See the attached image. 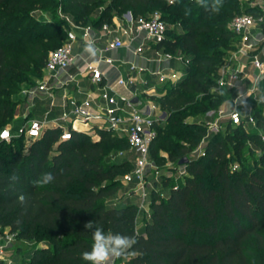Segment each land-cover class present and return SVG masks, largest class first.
<instances>
[{
	"label": "trees",
	"instance_id": "obj_1",
	"mask_svg": "<svg viewBox=\"0 0 264 264\" xmlns=\"http://www.w3.org/2000/svg\"><path fill=\"white\" fill-rule=\"evenodd\" d=\"M239 3L0 0V129L17 124L19 105L26 99L23 89L37 83L49 51L67 37L69 23L61 17L37 16L40 8L56 12L60 7L76 22L96 27L111 23L125 10L135 17L159 10L168 22L182 26L169 28L159 46L181 49L190 62L185 75L165 82L164 92L156 97L167 113L166 131L178 138L163 140L161 119L151 143V154L158 161L162 159L159 143L178 164L188 156L183 163L186 172L167 196L152 190L142 229H138L137 203H107L133 166L128 159L110 162L107 155L117 143L129 149L127 138L101 129L98 139L77 130L71 138L60 139L62 128L48 125L30 143L23 137L0 142V225L8 226L17 238L34 242L28 256L11 262L0 258V264H90L82 259L93 242L92 231L84 227L89 221L105 233L135 236L137 243L129 254L116 258L114 264H264V107L254 108V128L229 123L230 133L215 132L205 142V154L189 156L207 129L187 118L218 108L232 91L218 84L219 70L228 63L226 55L240 39L229 22L238 13H254L251 7L241 9ZM246 147L252 153L256 147L262 151L252 163L232 169L231 162L242 159ZM49 172L53 181L37 185ZM42 240L46 243L40 245Z\"/></svg>",
	"mask_w": 264,
	"mask_h": 264
},
{
	"label": "built area",
	"instance_id": "obj_2",
	"mask_svg": "<svg viewBox=\"0 0 264 264\" xmlns=\"http://www.w3.org/2000/svg\"><path fill=\"white\" fill-rule=\"evenodd\" d=\"M245 1L251 7L259 8V13L257 15L252 12L238 13L230 20L229 27L240 37L239 51L249 53L254 46V29L260 22L264 21V0ZM114 18L113 22H106L101 27L106 33L110 31L117 33L107 48L127 45L133 48L135 54L139 55L146 49H152L153 45L163 42L168 37L170 25L159 10L137 17L131 12V14L128 13L124 18L115 20V22ZM69 21L71 27L67 31L66 39L60 46L51 49L48 53L43 73L44 79L40 78L33 86L23 89L26 99L31 103L30 105H32L34 98L43 92L50 94L52 98L54 97L55 85L51 83V79L56 76L60 69L68 68L74 62L76 57L74 46L79 38L77 33L79 28L83 30V38L90 42L96 40L95 37L90 36V25H83L74 20ZM135 41L138 42L133 47L132 43ZM155 51L159 53L157 49ZM156 59L161 61L160 56ZM100 61H105L109 65L114 63L113 57L106 56L101 52L97 63L87 62L84 66L91 73L92 82L97 85L98 92L96 95L89 92L84 97H77L65 92L64 102L57 116L49 117L48 110L44 118L31 116L15 126L7 125L0 129V142H10L16 137H23L26 143H30L40 137L48 125L62 128L60 139L71 138L73 130L95 132L98 135L101 129L109 130L113 135L125 137L129 142V149L135 154V160L131 170L123 175V180L135 183L136 190L139 192V202L137 203L139 211L145 210L147 206H150L152 193V182L148 179L152 165L151 143L156 137L155 124L162 119L159 113L161 106L156 97L160 96L164 90L154 89L153 92L148 93L145 102L134 101L135 93L129 95L118 91L116 87V85H123L130 89L135 82L133 76L129 75L126 78L119 76L116 82L111 83L102 82L104 74L100 67ZM253 62L261 72H264V61H261L257 54H253ZM130 67L131 70L142 69L136 63H131ZM239 71V69L234 71L226 63L219 70L218 84L227 88L234 87L238 80ZM152 72L158 75L162 83L172 81L161 67L152 69ZM184 75L185 73L177 80ZM245 110H248L246 105ZM219 111L221 113L219 116H222V113H226L227 110L221 108ZM236 119L239 120L238 115ZM249 121L256 123L254 114H249ZM98 136L100 138V134ZM200 147L203 149L202 144ZM203 150L202 154H205ZM182 166L184 167V165ZM179 172L184 174L186 172L185 167L180 168ZM11 242L12 238L7 239L6 242L0 240V258L10 262L12 259H7L5 250Z\"/></svg>",
	"mask_w": 264,
	"mask_h": 264
},
{
	"label": "rangeland",
	"instance_id": "obj_3",
	"mask_svg": "<svg viewBox=\"0 0 264 264\" xmlns=\"http://www.w3.org/2000/svg\"><path fill=\"white\" fill-rule=\"evenodd\" d=\"M239 5L241 9H246L247 7H249V3L245 0H239ZM154 11V10H153ZM254 14L257 15L259 13V11L257 9L253 10ZM129 10H125L123 12H120L119 14L115 15L116 18L118 19H122L124 18V16L127 14L128 15ZM35 14L37 16H44L46 19H50V20H54L56 19V17H61L63 19H65L69 24V26L67 27V29H70L71 27V22L69 20H74V18L68 14V13H64L61 8L59 7L58 10L56 12H53L52 10H44L43 8H40L38 10L35 11ZM99 12L97 11L94 15V17H98ZM114 16V17H115ZM75 21V20H74ZM86 25H90V23L86 24ZM169 25L170 28H177L179 30L182 29V26L180 25L179 22H170L169 21ZM239 46V43H238ZM238 46L236 45V47L233 50H230L226 57L227 60L230 56V53L232 51H234L235 49L238 48ZM57 48V47H56ZM54 49V48H52ZM167 52V54L169 56H179V57H183V59H185V61H187L188 66L190 65L189 62V57H186L184 52L181 49H178L176 51H170V50H165ZM234 55L232 54V57ZM261 59V58H260ZM181 60H179L177 57L174 60V62H176L174 68H184V67H180V65H182L183 63L180 62ZM229 61V60H228ZM261 61H264L263 59H261ZM184 65V64H183ZM234 71H236V69H239L238 67L232 68ZM253 70V68H251ZM256 69V68H254ZM241 76L238 75V78H240ZM42 79H44V75H42L41 77ZM171 81V80H170ZM261 83L262 86H260L259 84ZM82 89L83 90H87L89 88V85L87 83H82ZM165 87V84L164 86ZM214 91H216L214 89ZM236 91L232 90L229 94V96L221 102V104L219 105L218 108H210L208 111H206L205 113L198 115L197 117H188L187 120L190 122H200L203 123L206 126L207 132L206 134L203 136V138L201 139V141L199 142V144L194 147L191 151H189V156H198V155H203L202 154V150L204 149V144L205 142H207L211 135L215 132H220L223 135H227L228 133L231 132V130H228V124L231 123V125H239V124H243L247 127V129L250 128H254L255 124L249 121V114H254V108L255 107H264V74H262V76L260 75L258 78V81L252 86L251 90L245 91L243 92L240 97V102L239 103H233L230 106L225 105L226 101L229 100L230 98H234L236 97L237 93H235ZM63 93V90H58L56 92V97H57V101H59L61 94ZM49 97L47 96V94H43L42 96H36L33 100L32 105H30L31 103L25 99L24 102L22 104L19 105L18 108V112H17V121H20L21 118L25 117V118H29L31 117V115H29L27 112L30 110L32 111V116H38L39 118H43L44 114H45V110L47 107H49ZM57 105H59V102H57ZM245 105L247 106L248 110H245ZM221 108H225L226 113H222V116H219L220 113V109ZM60 113V111L58 110L57 113ZM231 112H233L231 114ZM238 113V114H237ZM234 115V116H233ZM238 115L239 120L236 119V116ZM167 114L162 118L163 122H161V136H163V140L166 137H173V139H177L178 135L175 133H170L168 131H166L168 129V124H166L164 122V120L166 119ZM256 118V116H255ZM163 130V131H162ZM261 131V130H260ZM159 130L156 128V136L158 135ZM263 132V131H262ZM92 137L94 139H98L99 138V134L96 135L95 132H91ZM181 141H184L185 143H187V145L190 147V143L185 140L182 139ZM203 145V149H201L200 145ZM250 144L248 143V146ZM204 152L206 150H203ZM262 149L259 147L255 148V152L252 153L251 151H249L248 147H246L244 149L243 152V157L242 159H235L231 162V167L232 169H240L241 168V163L246 162V163H252L253 160L259 156V154L261 153ZM157 153L158 155H160L162 157V159L160 161H158L156 159V156L151 154V162L152 165L150 166V172H149V176L148 179L152 182L151 185V189L157 191L159 194H161L162 196H167L169 194L170 188L173 185H177L178 183H180L183 174H180L179 169L180 168H184L182 165L184 164H178L177 162L170 160L169 158V153L167 152V149L164 148L163 146H161V143L158 144L157 147ZM189 158V157H188ZM107 159L108 161L112 162L115 160H123V159H128L131 161L135 160V154L132 150H128V149H122L119 144L117 143L115 146H112V148L110 149L108 155H107ZM181 165V166H180ZM130 170L128 169L127 172H129ZM123 184L122 186L118 189V191L116 192L115 195L111 196L108 198L107 203L108 204H122L124 202V200L126 199L127 196L132 195L128 200L138 203L139 202V192L136 190L137 186L135 185V183H129L125 180H123ZM166 181H168V184L166 183ZM126 200V202L128 201ZM125 203V202H124ZM149 215V206H147V209L145 210H140L138 212V217H137V222H138V229H142L143 228V224L145 221V218ZM16 233L11 231V229L8 226H2L0 225V240L3 242H6L7 239L12 238V242L9 245V247L5 250V255H7L6 257H8V260L12 261H19L21 260L22 255L26 254V256H28L29 254V250L31 249V247L34 245L33 241H28V240H23V239H19L17 238V236L15 235ZM46 240H42L39 242L40 245L45 244ZM21 249V251H19ZM115 260V259H114ZM110 264H114V261H111Z\"/></svg>",
	"mask_w": 264,
	"mask_h": 264
},
{
	"label": "crops",
	"instance_id": "obj_4",
	"mask_svg": "<svg viewBox=\"0 0 264 264\" xmlns=\"http://www.w3.org/2000/svg\"><path fill=\"white\" fill-rule=\"evenodd\" d=\"M251 8L257 9L258 11L260 10L259 8ZM115 20L117 21L118 18H114V22ZM77 33L79 38L74 46V53L76 55L74 62L68 68L60 69L56 76L51 79V83L55 85L54 97L52 98L50 94L45 92L38 95L42 96L43 94H47L50 100L49 107L46 108L44 117L47 115L48 110L49 117H54L59 114L57 111L61 110L65 92H69L77 97H84L89 92H93L95 95L97 94V85L92 82L91 73H89L84 66L87 62L97 63L101 52L102 54L111 56L114 59L113 65H109L105 61H100V67L104 74L102 82L111 83L116 82V79L119 76H123L125 78L129 75L133 76L135 82L131 85L130 89L123 85H116V87L118 91L129 95H133L135 93L133 100L136 98L135 101L139 100L140 103L141 101L145 102L147 100L148 93L153 92L154 89L164 90L163 86L165 82L162 83V81L159 80L158 75L152 72V69L155 70L156 68L161 67L170 76L172 81H174L177 80L183 73H186L189 67L187 61H185L183 57L169 56L165 51L166 49L159 46V44L153 45L152 49H146L138 55L134 53L133 48H130L127 45L118 48H107L109 43L117 34L114 31L106 33L101 27H96L90 24V36L96 38L94 42H90L89 40L83 38V30L81 28L77 30ZM254 33V46L249 53L239 51L238 46L237 49L228 55L230 56L228 58V65L232 68L238 67L240 70L239 75L241 77L238 78L234 87H230L231 90L236 91L235 93H237V95L236 97L230 98L226 101L225 105L227 106H230L233 103H239L241 97L240 94L251 90L252 86L258 81L259 76L264 74V72H261L253 62V54H257L259 58L264 60V21L260 22L256 26ZM137 42L138 41L133 42L132 46H136ZM155 49H157L159 53L155 51ZM232 54L234 55L233 57ZM159 56L161 57V61L156 59ZM176 57L184 64L180 65V67L184 68H174L176 67V62H174ZM131 63L138 64L142 69L131 70ZM251 68H253V70ZM82 83H87L89 88L87 90H83L81 86ZM60 89L63 90V93L59 98L60 100L57 101L56 92ZM57 102H59V105H57ZM27 113L32 116L31 108ZM159 113L162 118L167 114L162 108ZM35 117L38 116L35 115ZM25 119V117L21 118L17 124ZM131 196L132 195L127 196L124 202H132L128 200ZM126 200L128 201L126 202ZM124 202L122 204H124Z\"/></svg>",
	"mask_w": 264,
	"mask_h": 264
},
{
	"label": "clouds",
	"instance_id": "obj_5",
	"mask_svg": "<svg viewBox=\"0 0 264 264\" xmlns=\"http://www.w3.org/2000/svg\"><path fill=\"white\" fill-rule=\"evenodd\" d=\"M53 179L52 173H44L36 183L44 186L51 183ZM84 227L92 231L91 250L82 253V259L89 261L90 264H110L114 259L128 255V250L137 243L135 236L105 233L102 227L95 225L92 221L87 222Z\"/></svg>",
	"mask_w": 264,
	"mask_h": 264
},
{
	"label": "water",
	"instance_id": "obj_6",
	"mask_svg": "<svg viewBox=\"0 0 264 264\" xmlns=\"http://www.w3.org/2000/svg\"><path fill=\"white\" fill-rule=\"evenodd\" d=\"M129 14H131V11H129ZM136 100V98H134V101ZM189 160L188 156H185L183 157L181 160H180V163L183 164L185 162H187Z\"/></svg>",
	"mask_w": 264,
	"mask_h": 264
}]
</instances>
